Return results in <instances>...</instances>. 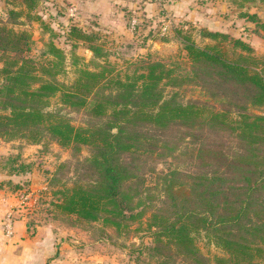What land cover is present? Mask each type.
I'll list each match as a JSON object with an SVG mask.
<instances>
[{
  "label": "trees",
  "instance_id": "trees-1",
  "mask_svg": "<svg viewBox=\"0 0 264 264\" xmlns=\"http://www.w3.org/2000/svg\"><path fill=\"white\" fill-rule=\"evenodd\" d=\"M37 2L20 0L27 12ZM22 14L9 11L12 19ZM241 15L257 22L254 14ZM69 35L86 43L95 59L108 55L97 34L71 26ZM178 35L186 67L143 60L139 71L120 76L105 61L96 70L79 68L67 85L57 78L64 69L62 49L49 42L47 58L38 65L25 55L30 35L0 23L5 55L0 137L31 144L48 138L75 155L90 147L88 158L73 166L64 162L53 173L49 185L58 187L55 208L77 221H102L118 232L145 219L153 236L148 251L159 264H260L264 111L249 110L264 108V59L242 38L226 33L203 31L214 41L205 46ZM192 83L218 106L183 102L174 89ZM167 88L173 91L167 94ZM56 95L62 105L86 113L85 126L73 125L58 110H46ZM187 140L199 144L193 169L157 170ZM200 232L224 255L201 254L195 243Z\"/></svg>",
  "mask_w": 264,
  "mask_h": 264
},
{
  "label": "rangeland",
  "instance_id": "rangeland-1",
  "mask_svg": "<svg viewBox=\"0 0 264 264\" xmlns=\"http://www.w3.org/2000/svg\"><path fill=\"white\" fill-rule=\"evenodd\" d=\"M11 9L24 14L12 19ZM244 13L256 15L257 22ZM0 23L30 35L31 49L25 55L38 65L47 58L49 42L62 49L64 69L57 78L67 85L74 82L79 68L96 70L105 61L120 76L132 74L143 60L186 67L179 32L200 46L214 43L203 31L240 37L264 59V30L259 26L264 23V3L259 0H38L30 12L20 0H0ZM71 26L97 34L108 55L95 59L86 43L70 37ZM4 61L0 51V68ZM174 90L183 102L198 100L218 106L198 84ZM172 91L167 88L166 93ZM46 110H58L75 126H85L88 120L84 111L62 105L59 95L49 100ZM249 111L260 114L264 108ZM197 146L187 140L174 158L158 163L157 170L189 172L196 163ZM90 152V147L83 146L75 155L48 138L31 144L0 137V264H159L148 251L153 236L145 219L118 232L102 221H77L55 208L58 196L53 191L58 187L49 185L53 173L60 164L73 166ZM62 243L68 249H62ZM195 243L206 257L224 255L203 232L195 235ZM172 264L187 263L176 260Z\"/></svg>",
  "mask_w": 264,
  "mask_h": 264
},
{
  "label": "crops",
  "instance_id": "crops-1",
  "mask_svg": "<svg viewBox=\"0 0 264 264\" xmlns=\"http://www.w3.org/2000/svg\"><path fill=\"white\" fill-rule=\"evenodd\" d=\"M62 249H68V245H66L65 243H62Z\"/></svg>",
  "mask_w": 264,
  "mask_h": 264
}]
</instances>
